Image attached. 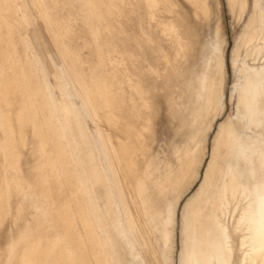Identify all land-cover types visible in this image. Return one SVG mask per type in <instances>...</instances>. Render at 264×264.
<instances>
[{"label":"rangeland","instance_id":"rangeland-1","mask_svg":"<svg viewBox=\"0 0 264 264\" xmlns=\"http://www.w3.org/2000/svg\"><path fill=\"white\" fill-rule=\"evenodd\" d=\"M206 1L209 12L203 15L194 11L187 0H171V16L174 17L179 30L187 33L189 37L190 69L180 77L187 80L186 88L185 83L174 86L167 82V76H171V72L163 73L165 60L158 62L156 56L159 52H154L157 32L153 29L152 8L145 7L142 0H0V69L6 78L3 80L7 81L0 83V264H24L18 255L20 250L38 234L36 228L44 224L45 219L36 223L32 198L37 199V203L44 210L47 209L49 200L55 199L59 204L58 199H64L69 209H82L94 227L100 222L103 232L116 234L111 215L106 211L108 205L105 193L111 184L102 155L98 152V142L94 134V129L98 126L107 137V140H104L110 141L106 150L109 148L113 154L119 156L123 160L125 172L134 177L132 187L139 202L142 201L137 194L139 184H144L150 192L167 166L177 169L179 162L176 155L187 146L189 135L194 137L190 146L204 142L206 153L197 170L198 176L174 208V237L170 253L172 264H180L179 253L184 238L181 234L182 212L200 184L220 125L231 116L232 122L242 133L257 139L261 150L264 148V112L261 110L264 108V101L260 103L261 114L257 128H253L251 122L242 120L237 111V89L243 80V70L264 68V50L254 58L250 56L252 49L261 44L256 41L246 50L242 46V35L253 14L254 1L247 0L246 12L240 19H237V12L229 10L227 0ZM262 3L264 0H258L257 16L261 15L262 18L256 27L264 29ZM217 25L225 41L222 50L224 92L220 112L208 122L209 113L203 110L206 94L201 89V83L208 75L216 74V53L209 41L215 39ZM94 30L101 34L99 42L93 36ZM24 36L27 39L23 40ZM158 44L165 47L164 43ZM164 52V55L170 53L166 48ZM33 57L37 59V66L44 70L53 96L64 106L66 99L60 98L62 94L57 88L60 82L65 85L66 92L80 115L81 123L86 127L87 135L92 136L95 142V155L101 158L100 167L103 169L105 181H96L91 173L89 178L83 176L92 165L98 164L97 161H88L85 153L90 150L87 147L89 144H83L81 150L78 149L74 155L65 148L67 159H72L67 175L72 177H65L64 180L53 184L48 170V161L54 157L53 144L59 142L58 144L67 148L71 147L73 143L70 137L75 135L74 131L69 130L64 134L68 143L61 140L58 136L61 135L59 130L66 123L61 119L63 116L59 110L48 113L45 107L49 99L41 102L32 95L41 94V79L44 77L36 69L34 71L35 63L31 61ZM49 59L55 62L54 65ZM56 67L60 72L59 78L51 73ZM12 73L16 77L11 81L9 79L12 78ZM68 73L73 74L77 81L80 78L83 81L82 94L95 120L89 113L82 111L80 104L83 98L76 94ZM135 85L141 91L140 96L131 90V86ZM6 89L15 92L21 98V103L12 106L7 104L2 97L7 92ZM221 116L223 120H220ZM69 121L71 122V118ZM206 123L207 126L210 123L208 131H205ZM51 131L56 132L54 135L57 139L53 138ZM176 149L178 152L174 153ZM109 150L107 154L112 156L109 159L113 163L115 156ZM61 169V174L64 175L66 168L61 166ZM8 171L22 177L20 187L7 176ZM54 187H59L65 192L62 196H57ZM48 190L49 195L46 193ZM176 190L170 188V201L175 198ZM90 205L97 212L96 216L91 214ZM139 210L143 215L140 219L142 231L149 230L155 234L153 239H150V249L155 252L156 261L160 258L164 245L160 236L154 232L159 219L155 214L157 210L156 207L149 208L146 204L140 205ZM47 212L46 216L51 219L53 227L48 226L44 231L40 228L41 237H44L43 243H40L42 250L35 252L39 254L35 258L31 252L27 261L30 264L44 263V256L53 252V259L46 264H71L73 261V264H87L88 258L83 254L84 248L75 236L79 231L76 230L74 220H78L80 214L73 216L70 211L66 216L58 215L56 211ZM166 215V210L163 209L160 222L164 223ZM59 223L63 226V243L55 244L54 247L53 243L45 245V236L53 238ZM95 233L102 234V231L96 229ZM133 235L136 241H139L138 231H133ZM13 239L20 240L21 243L15 250H10L9 244ZM114 242V256L117 259L115 264H137V259L132 257V254L138 252L136 247L131 253L126 239L117 234L114 236ZM236 245L237 238H234L233 264H236L239 256ZM68 248H71L70 253L72 250L74 254L71 258L64 257ZM59 254L65 260L61 259ZM141 255L144 253L141 252Z\"/></svg>","mask_w":264,"mask_h":264},{"label":"bare ground","instance_id":"bare-ground-1","mask_svg":"<svg viewBox=\"0 0 264 264\" xmlns=\"http://www.w3.org/2000/svg\"><path fill=\"white\" fill-rule=\"evenodd\" d=\"M187 1H189V3L193 6L194 11L203 15H206L209 12V7L206 0ZM253 1L254 11L247 22V26L245 27L246 31L242 35V46L246 50L256 41L260 43V46H256L252 49L253 51L251 52L250 56L254 58L262 50H264V29L262 27H256V24L261 21L262 17L261 15L257 16V10H259L257 9L258 0ZM242 2L247 3V0H227L229 10L232 12H237V19H240L245 14L246 8L243 11L239 7L233 10L229 7V3H235L239 5ZM142 3L145 7H147L149 3L154 5L152 8L153 29L155 32H157V45L154 46V52H159V54L156 56L158 62L162 59L165 60V68L163 73L167 74L168 72H171V76H167V82H171V85L174 86L184 85L183 83L186 84L187 80L184 77L182 79L180 77H182V75L187 73L190 69V63L188 62L189 37L187 33H183L179 30L178 26L175 24L174 17L171 16V9L173 6L171 0H142ZM217 29H219L218 25L215 28V38ZM219 32L224 48L225 41L220 29ZM25 37L26 36L22 37V39H27V37ZM159 42L164 43L165 47L159 45ZM239 43L241 44V42ZM25 46L27 47V45ZM165 48L170 52L169 54L167 53V55H164ZM222 54L223 51L216 53V74L208 75V77L204 78L201 83V89L206 94V98L203 103V110L206 113H209L210 111L213 112V116L217 114V112H215V105L217 101L214 90L218 89L220 91L219 104L224 92L223 87L225 73L223 82H220L217 79L219 67L222 66ZM61 57L63 56L61 55ZM26 59L31 60L30 58ZM31 61L32 63H35V68H33L34 71L37 70V72L44 76L42 77L43 79H41V94L32 95L35 99H39V101L41 100V102L49 99V104L45 107L47 108L48 113L53 112L54 110H59L61 116L65 117H62L61 119L67 122V113L57 105L58 100L51 92V84H48L44 70L42 67L37 66L38 62L35 57H33ZM51 63L54 65L55 62L51 60ZM51 73L59 78L56 70H53ZM67 75H69L70 81L72 80L76 94L83 98V101L80 104L82 111L86 112L87 114L89 113L91 118L95 120L94 115L90 113L91 111L88 107V103L85 101L84 95L82 94L83 86L81 87V82L83 81L81 78L77 81L76 77L71 73H68ZM14 77L16 76H14V73H12V78L9 80L12 81ZM3 79L6 80L4 77V72L0 69V83L7 82ZM125 81L127 82V80ZM185 87L188 88L187 84ZM57 89L65 97L67 112H69L71 117V122H68L67 125L65 123L61 126V129L59 130L61 135H58L59 138H61V140L67 141L68 143V139L64 134L70 130L74 131V135L76 136L77 142L80 146L83 144L85 146L88 144L90 145L92 142L91 138L89 135H87L85 125L81 123L80 115L75 109L73 102L70 100V95L68 92H66L65 85L60 82L59 88ZM6 90L7 92L3 94L2 97L7 104L12 106L21 103V98L17 96L15 92H9L11 89ZM131 90L140 96L141 91L136 85L131 86ZM237 91L240 117L244 121L251 122L253 124V128H257L259 125V115L261 114V110L264 112V108L260 110V103L262 100L264 101V68L260 70L246 68L243 70V80ZM40 107L42 109V104ZM59 121L61 122V120ZM222 125L223 124L220 125L217 131L218 133L213 140L210 149L211 155L203 170L202 178L195 195L187 203L182 212L183 218L181 234L184 235V238L182 242V248L179 253L180 264H182V262L183 264H233L234 238H237L236 250L239 252L236 264H264V188L261 187V154L264 148L261 150L258 140L252 138L251 136L248 137L242 133V131L238 129L232 120L230 125L224 126L223 128ZM209 126L210 123L205 131H208ZM95 129V134L97 135L101 145V155H103L106 172L110 177L109 182L111 185L109 184V190L105 193L107 199L106 204L108 205L106 211L108 215H111L116 234L119 237L126 239L127 244H125L129 246L131 253L133 248L136 247L138 249V252H136L135 255L132 254V257L137 259V264H172V256L170 252L172 251L171 242L174 237V208L178 199L190 189L191 185L198 176L197 170L206 153L204 142L201 144L198 142L190 146V143L193 142L194 137L193 135H189L187 146L182 152H179L180 154L176 155V160L179 162L177 169H171V167L167 166L162 172L161 177L155 181L154 188L150 190V192L147 191L144 184H139L137 194L138 197L142 199V201L139 202L132 187V180L134 177L125 172L123 160H121L120 157L115 153L113 154L108 148L111 154L115 156V159H113L114 162L112 163L110 161V156L107 154L108 150H106V146L109 147L110 144L104 140L107 137H105L106 135H104L99 126ZM205 131L203 132L206 133ZM54 133L56 132L51 131L52 136H54L53 138H57ZM218 135L219 142L217 144ZM57 144L54 147V154L56 158L54 161L48 162V170L51 173L54 185L57 184V182L64 180L65 177L67 179L72 177L67 175L69 173L67 171L64 178L60 176V171L62 170L61 166H64L66 168L65 170H67L68 165L72 161V159H67L68 157L65 154V148L70 151L71 155H74L78 149L81 150L78 148L79 146H75L74 143L71 147L68 146V148L65 146L60 147ZM214 145H216L215 152ZM177 152V149L174 150V153ZM193 161H195L194 168ZM98 171L100 172L98 173L97 170L95 171L92 167L89 172H91V175L96 177V181H105L102 175L103 169L98 168ZM55 173L57 177L54 176ZM253 173L254 177L249 179V177L253 176ZM7 176H9L10 179L13 180L16 185H18V187L21 186L19 182L22 181V177H17L12 171H8ZM83 176L85 178H89L86 173H84ZM242 176L245 177L243 182H241L240 179ZM170 188L177 189L176 196L171 201L169 199ZM64 192L65 191L59 187H54V193L57 194V196H62ZM46 193L49 195L50 191L48 190ZM36 200L37 199L32 198L34 209L36 210L34 216L37 217L36 223L45 219L44 224L40 225L41 230H46L48 226H51V219L47 218L45 213L47 211H56L58 215L64 214L66 216L68 212L70 213V211L73 213V216L74 214L78 213L80 214V218H78V220H74V225L77 226L76 230H78L79 233L75 236L77 241H79L84 248L83 254L88 258L87 264L116 263L117 259L114 256V236L116 234L114 235V233L112 234L108 231L103 232V225L100 222L97 223V227H94L91 220L87 219V216H85L82 209H69L68 204L65 203L64 199H58L60 200L59 204L55 199L49 200L46 210H44ZM143 204L148 205L149 208L156 207L157 212H155V214L157 219L159 218L156 223L157 228H155L154 232L160 236L164 245L162 250L159 249L161 250V255H159L160 258H158L156 261L154 256L155 252L153 250L151 251L150 249V242L152 241H150V239H153L155 234L149 230H145L143 232L140 227V219L143 217V215H141L139 207ZM169 204L172 205L171 219H169ZM163 209L166 210L167 214L164 223L160 222ZM146 210H148V208ZM90 212L94 216L97 215V212L94 210L92 205H90ZM70 221L68 223H70ZM62 224L65 226L64 222ZM62 224L59 223V228H55L54 225L56 230L54 236H52L53 238L49 239V237L45 236V245L46 243L48 245L53 243L54 247L55 244L61 242L63 243L65 237H61V231L63 229ZM51 227H53V225ZM40 228H36V230H38V234H36V236H34V238L31 239L27 245L23 246L18 254L19 258L22 260V263L24 262V264L28 262L27 260L29 259L28 257L30 256L31 252L34 253L33 258H35L39 255L35 252L42 250L40 249L42 248L40 243H43L44 237H41L42 232H39ZM96 229L101 230L102 234L95 233ZM133 231H138L140 238L139 241H136ZM70 249L68 248V250H66L64 256L65 258L73 257L74 254L72 250L70 253ZM141 252H143L145 256L141 255ZM53 256V252L44 256L42 261L44 263L41 264H46L51 259H53ZM59 257L64 259L61 254H59ZM73 263L74 261L71 264Z\"/></svg>","mask_w":264,"mask_h":264},{"label":"snow or ice","instance_id":"snow-or-ice-1","mask_svg":"<svg viewBox=\"0 0 264 264\" xmlns=\"http://www.w3.org/2000/svg\"><path fill=\"white\" fill-rule=\"evenodd\" d=\"M247 3H240L239 5L235 4V3H229V7L232 8L233 10H235V8L239 7L242 11L247 8ZM147 7L149 9L153 8L154 5L149 3L147 5ZM261 7L264 8V3L261 4ZM93 36L94 38L97 40V42H99V40L101 39V34L98 30H94L93 32ZM214 53H219L220 51L223 50V44H222V41L220 39V32H219V29H217V32H216V38L214 40H211L209 41ZM235 56H236V53L234 51L233 53V57L235 59ZM238 65H234V67H236ZM223 77H224V69H223V66H220L219 67V70H218V74H217V79L220 81V82H223ZM215 92V98H216V105H215V110L216 112H220V104H219V101H220V91L217 89V90H214ZM225 99H226V93H225ZM237 111H239V109H237ZM214 113L213 112H209V115L207 117V121L210 122L212 120V117H213ZM220 120H223V116L220 117ZM231 116L229 117V120L228 121H225L224 124L222 125V128L224 126H228L231 124ZM207 129V123L205 124V130ZM213 130H215L213 128ZM219 142V135H218V138H217V144ZM215 148H216V145H214V152H215ZM195 167V161H193V168ZM254 177V173H253V176L252 177H249V179L253 178ZM241 182L244 181L245 177H241ZM261 181H262V184H261V187L264 188V152H262L261 154ZM174 203V201H173ZM171 209H172V205L169 204V219H171ZM21 241L20 240H17V239H13L11 241V243L9 244V248L10 250H15L16 248H18V246L20 245ZM26 264H30V262H26ZM183 264V262H182Z\"/></svg>","mask_w":264,"mask_h":264},{"label":"crops","instance_id":"crops-1","mask_svg":"<svg viewBox=\"0 0 264 264\" xmlns=\"http://www.w3.org/2000/svg\"><path fill=\"white\" fill-rule=\"evenodd\" d=\"M56 72L57 73H60L59 72V69L56 67ZM59 86V85H58ZM59 95H61L60 93H59ZM61 99H65V97L63 96V95H61V97H60ZM47 104H49V102L47 103ZM58 105H59V107L60 108H62L64 111H66V115L69 117V118H71L70 117V115H69V112H67V108H66V103H65V106L62 104V102L60 101H58ZM45 107V105H43V108ZM92 113V112H91ZM69 118H68V121L66 122V125L68 124V122H70L69 121ZM95 131H96V129H94V134H95ZM96 135V134H95ZM89 137L91 138V145H88L87 147L88 148H90V150L89 151H87V153H85L86 155H87V157H88V161H97L98 162V164L97 163H95L94 165H92L90 168H89V170L86 172V175H88L89 176V174L91 173V172H89L91 169H92V167H93V169L96 171L97 170V172L99 173L100 171H98V168L99 169H101V167H100V163H101V158L99 157V156H97V155H95V142H94V140H93V138H92V136H90L89 135ZM96 138H97V135H96ZM57 139V138H56ZM61 139V138H60ZM70 140H71V142L73 141V143H74V145L75 146H79L78 148H80L81 149V146L79 145V143L77 142V139H76V137L75 136H73V135H71V137H70ZM97 142H98V147H99V151H98V149H97V151L98 152H100V155H101V145H100V142H99V140H98V138H97ZM109 144H110V141H109ZM57 145H59L60 147H64V145H62V144H57ZM56 145L54 144V147H55ZM90 146V147H89ZM83 151V150H82ZM55 158H56V156H55V154H54V157L53 158H51L49 161H54L55 160ZM102 158H103V155H102ZM92 159V160H91ZM100 159V160H99ZM64 160V159H63ZM48 161V162H49ZM103 163H104V159H103ZM63 169V168H62ZM105 169H106V166H105ZM67 172H69L70 170H66ZM54 176H56V173L54 174ZM60 176L62 177V178H64L65 177V174L64 175H62L61 174V171H60ZM57 177V176H56ZM95 177V176H94ZM95 180H96V177H95ZM187 192V191H186ZM185 194V193H184ZM183 194V195H184ZM183 195L178 199V203H179V200L183 197Z\"/></svg>","mask_w":264,"mask_h":264}]
</instances>
